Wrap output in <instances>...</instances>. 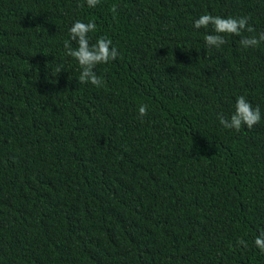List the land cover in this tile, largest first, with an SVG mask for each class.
Listing matches in <instances>:
<instances>
[{"label": "trees", "instance_id": "obj_1", "mask_svg": "<svg viewBox=\"0 0 264 264\" xmlns=\"http://www.w3.org/2000/svg\"><path fill=\"white\" fill-rule=\"evenodd\" d=\"M0 264H264V0H0Z\"/></svg>", "mask_w": 264, "mask_h": 264}]
</instances>
